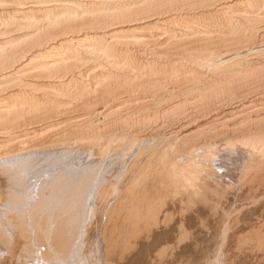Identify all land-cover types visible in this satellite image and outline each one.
Segmentation results:
<instances>
[{
	"label": "bare ground",
	"instance_id": "bare-ground-1",
	"mask_svg": "<svg viewBox=\"0 0 264 264\" xmlns=\"http://www.w3.org/2000/svg\"><path fill=\"white\" fill-rule=\"evenodd\" d=\"M192 202L258 227L198 264H264V0H0V264H89L108 216L129 264L191 263L150 253Z\"/></svg>",
	"mask_w": 264,
	"mask_h": 264
},
{
	"label": "rangeland",
	"instance_id": "rangeland-1",
	"mask_svg": "<svg viewBox=\"0 0 264 264\" xmlns=\"http://www.w3.org/2000/svg\"><path fill=\"white\" fill-rule=\"evenodd\" d=\"M218 202V201H217ZM195 202H192V203H184L181 207H180V209H177L176 211H173V212H170L169 214H167V216L166 217H164L163 219H161L160 220V228H161V231L163 230L164 231V229L165 230H170L171 229V235L173 236H170V238H169V240L167 241H165L164 243H161L160 245H162V246H160V247H157V249H156V251L155 252H152V253H150V254H152V256H156V255H158V257H159V259H160V257H161V259H164V260H166V261H169V260H171V259H173L174 257H175V255H173V254H176V252H177V255H178V252L180 253L181 251H182V249H185V248H190V249H192V248H194V247H196V249H197V251L199 252L200 251V253H197V255L196 256H194V257H192L193 259H191V263L189 262L188 263V261H190V260H188L187 262L186 261H184V262H180L179 264H192V263H194V264H198V263H203V261L204 260H206L205 259V257L203 256V255H201L202 254V251H204V252H207V251H209V253L210 254H216L218 251H221V252H219V253H217L219 256V258H222L223 256H225L226 254H227V250L225 251V250H222V248L223 249H225L226 247H227V245H230V246H232L231 244L233 243V246H235V245H242L243 243H242V241L244 242V243H247L249 240V243L248 244H251V243H253L252 242V238L253 237H251V236H253V231H255V229H258V227H255V228H250V231H251V233H248V232H250L249 231V228H248V230L247 229H244V228H241V227H239V229H237L238 227H236V225H238L237 223H241V219H242V216H243V210H246V209H242V208H245V206H247V205H242L241 206V208L239 209V207L238 208H234V207H223V206H220L219 207V209H218V211H213V210H211V211H213V212H211V211H206L203 215H201L200 217L199 216H197V215H195V214H193L195 211H196V206H198V204L199 203H195ZM203 203H201V205H202ZM196 205V206H195ZM200 204H199V206H201ZM207 205V204H206ZM208 205H209V203H208ZM198 206V207H199ZM184 207V208H183ZM194 207V208H193ZM234 208V209H233ZM187 209V210H186ZM189 209H191V210H189ZM193 209V210H192ZM181 213H180V212ZM188 211V212H187ZM194 211V212H193ZM192 213V214H191ZM189 215H190V217H189ZM231 215V216H230ZM191 216L192 217H194V219H191L190 220V218H191ZM109 217V219L107 218V217H104V218H106V220H104V219H102V218H92L91 219V221H90V225L92 226H89L88 225V228H90V229H85V231L88 233V231L90 232V234H93L92 235V239L93 240H91V243H90V245H91V248H90V245H89V249H90V253H92L89 257V260H91V262L89 263V264H129V263H131V262H133V261H131L133 258L132 257H134L133 256V254H136L137 253V250L136 251H133V249L132 248H130V246H129V241L128 240H130V238L128 239L127 238V236H124V235H120L121 237H124V238H127V241H126V244L128 245V246H126V244H125V239H124V243H123V245L125 244V246H123V247H120V248H117L116 247V245H117V243H114V242H117L116 240V238L115 237H117L119 234H120V232H118L117 233V229L116 228H118L119 229V227H116V226H114L115 224H113V223H115V221L114 222H112V220H114V219H117L118 220V218H115V217H110V216H108ZM189 217V218H188ZM111 218H113L112 220H111ZM129 218V217H128ZM196 218V219H195ZM198 218H200V219H198ZM224 218V219H223ZM230 218V219H229ZM110 220V222H112V225L115 227L114 229H116V233H117V235H116V233H115V230L113 229V226L111 225L110 226V224H109V226H110V229H109V226H107V225H105V224H108L109 222H108V220ZM122 219H123V216H122ZM122 219H120V221L122 220ZM126 219V217L124 216V219L123 220H125ZM198 219V220H197ZM106 221V222H104V221ZM116 220V221H117ZM154 220V219H153ZM151 221V222H154V221ZM185 220H187L186 222H185ZM224 220V221H223ZM101 221L103 222L102 223V225H101ZM119 221V222H120ZM237 221V222H236ZM118 222V221H117ZM121 222H124V221H121ZM236 222V223H235ZM93 223V224H92ZM175 223V224H174ZM185 223H187V224H185ZM188 223H190V226H189V224ZM194 223V224H193ZM229 223V224H228ZM96 224V225H95ZM104 224V225H103ZM153 224V223H152ZM154 224H156V223H154ZM177 224V225H176ZM228 224V225H227ZM184 225V226H183ZM187 225H188V227H187ZM217 225V226H216ZM241 225V224H240ZM262 227H260V228H264L263 226H264V221L260 224ZM259 225V226H260ZM174 226V227H173ZM215 226V227H214ZM228 226V227H227ZM94 227V228H93ZM108 227V228H107ZM112 227V228H111ZM155 227V226H154ZM165 227V228H164ZM93 228V229H92ZM106 228V229H105ZM173 228V229H172ZM241 228V229H240ZM259 228V229H260ZM92 229V230H91ZM104 229H105V232H104ZM111 229H113L114 230V232H113V230H111ZM121 229V228H120ZM156 229V227L153 229V231H155V232H157L158 231V229H157V231L155 230ZM181 229V230H180ZM218 229V230H217ZM228 229V230H227ZM254 229V230H253ZM109 230V231H108ZM135 230V229H134ZM134 230H132L133 231V234L134 233H136V234H134V236L132 235V234H130L129 233V237H131L130 235H132V237H136V235H140V233H141V238H140V236L138 237L139 238V240H142L143 241V239H145V240H148V239H146V237L147 236H149L150 235V233H152V232H150V230L148 229L147 231H148V233H149V235H148V233L147 232H144L143 233V231H145V229H143V228H141V230H140V232L139 233H137L138 231H139V229L138 230H136V232L134 231ZM152 230V229H151ZM173 230V231H172ZM211 230V231H210ZM217 230V231H216ZM231 230V231H230ZM238 230V231H237ZM244 230V231H243ZM93 231V232H92ZM107 231V232H106ZM119 231H121V230H119ZM142 231V232H141ZM160 231V229H159V231L158 232H161ZM198 231V232H197ZM215 231V232H214ZM224 231V232H223ZM227 233H226V232ZM109 233V234H111V232H113L112 233V236H113V234H114V238H112V239H110V237H108V236H111V235H109L108 234V236H107V240H105L106 239V235H103L104 233ZM184 232V233H183ZM214 232V233H213ZM230 234H229V233ZM231 232H232V234H231ZM235 232V233H234ZM241 232V233H240ZM126 234L125 233V231L123 232L122 231V234ZM154 233V232H153ZM173 233V234H172ZM178 233V234H177ZM224 233V234H223ZM244 233H245V235H244ZM96 234V235H95ZM99 234H100V236H99ZM101 234H102V236H105L104 238L101 236ZM211 234H212V236H211ZM223 234V235H222ZM225 234H227V235H225ZM249 234V235H248ZM224 235H225V237H224ZM244 237H243V236ZM248 235V236H247ZM216 236V237H215ZM221 236V237H220ZM234 236V237H233ZM241 236V237H240ZM250 236V237H249ZM94 237V238H93ZM98 237V238H97ZM103 238V240H102V238ZM136 237V238H137ZM175 237V238H174ZM199 237V238H198ZM228 238V239H225V238ZM119 238L120 237H118V243L120 242L121 243V240L119 241ZM149 238H150V236H149ZM224 238V239H223ZM237 238V239H236ZM240 238H243V239H240ZM247 238V239H246ZM101 239V240H100ZM109 239L110 240H112L113 241V244L115 245V247L113 246V248H112V241L109 243ZM121 239V238H120ZM132 240H134V238H131ZM211 239V240H210ZM234 239V240H233ZM240 239V240H239ZM105 240V242H107L108 241V245H107V243H104L103 242V244L104 245H102L101 243H102V241H104ZM137 240V239H136ZM136 240H134L135 242H136ZM139 240H137V241H139ZM174 240V241H173ZM199 240V241H198ZM216 240V241H215ZM230 240H233L232 242H230ZM238 240V241H237ZM131 241V240H130ZM133 241V242H134ZM209 241V242H208ZM211 241V242H210ZM236 241V242H235ZM134 242V243H135ZM168 242V243H167ZM223 242H225V243H223ZM230 242V243H229ZM239 242V243H238ZM171 243H173V244H171ZM219 243V244H218ZM226 244L225 246L226 247H224V245L223 244ZM237 243V244H236ZM242 243V244H241ZM98 244V245H97ZM106 244V245H105ZM206 244V245H205ZM235 244V245H234ZM203 247H202V246ZM216 245V246H215ZM218 245V246H217ZM257 244H255V246H256ZM102 246V247H101ZM104 246H108V247H110L109 249L110 250H114V252H113V254H111L112 252L109 250L108 251V247H104ZM206 246V247H205ZM221 247V249H219L220 247ZM229 246V247H230ZM258 246V245H257ZM256 246V247H257ZM178 247H180V248H178ZM229 247H228V249H229ZM100 248H102L101 250H100ZM107 248V249H106ZM112 248V249H111ZM114 248H116V250L114 249ZM122 248V249H121ZM219 250H218V249ZM6 249V248H5ZM104 249V250H103ZM106 249V250H105ZM120 249V250H119ZM177 249V250H176ZM178 249H180V250H178ZM227 249V248H226ZM84 250V249H83ZM118 250V251H117ZM132 250V251H131ZM174 250V251H173ZM85 251V250H84ZM84 251H83V254H84V256H85V253H84ZM103 251V252H102ZM214 251H215V253H214ZM223 251V252H222ZM225 251V252H224ZM101 252V253H100ZM105 252H106V254H105ZM109 252V253H108ZM132 252H133V254H132ZM25 254H24V256H26V251L24 252ZM109 255H108V254ZM225 255H224V254ZM103 254V255H102ZM107 255L108 257H110L109 258V260L107 259L108 257L107 256H105V255ZM125 254V255H124ZM131 254V255H130ZM171 254H172V258H171ZM221 254V255H220ZM103 256V257H102ZM199 256V257H198ZM203 256V257H202ZM215 256V255H214ZM213 256V257H214ZM107 257V258H106ZM135 257H137V255L135 256ZM134 257V258H135ZM149 257H151V256H149ZM1 258V257H0ZM3 258V257H2ZM102 258H104V259H102ZM105 258H106V260H105ZM112 258V259H111ZM122 258V259H121ZM131 258V259H130ZM167 258V259H166ZM169 258H171V259H169ZM199 258V259H198ZM136 259V258H135ZM169 259V260H168ZM198 259V260H197ZM215 259H217V257L215 258ZM23 260L25 261V259H24V257H23ZM127 260V261H126ZM129 260V261H128ZM197 260V261H196ZM218 260H221V259H218ZM24 261H23V263H24ZM108 261V262H107ZM131 261V262H130ZM105 262H107V263H105ZM186 262V263H185ZM213 262V263H212ZM215 262H217V261H215ZM209 263H211V264H214V261H210ZM208 263V264H209ZM178 264V263H177ZM215 264H218V263H215Z\"/></svg>",
	"mask_w": 264,
	"mask_h": 264
}]
</instances>
